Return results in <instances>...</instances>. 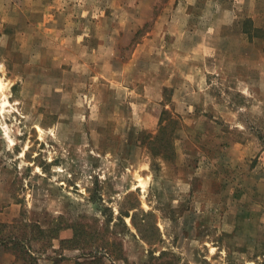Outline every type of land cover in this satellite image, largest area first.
Masks as SVG:
<instances>
[{
    "label": "rangeland",
    "instance_id": "obj_1",
    "mask_svg": "<svg viewBox=\"0 0 264 264\" xmlns=\"http://www.w3.org/2000/svg\"><path fill=\"white\" fill-rule=\"evenodd\" d=\"M112 2L0 0L4 234L26 229L37 264H264V59L250 48L253 59L238 60L239 29H221L227 44L202 94L195 82L211 62L191 46L173 59L180 45L168 44L164 72H181L188 92H147L163 70L144 54L129 95L100 76L95 46L74 38L120 21L126 61L178 0H121L108 13ZM31 220L61 227L52 246ZM0 264L23 260L1 246Z\"/></svg>",
    "mask_w": 264,
    "mask_h": 264
},
{
    "label": "crops",
    "instance_id": "obj_2",
    "mask_svg": "<svg viewBox=\"0 0 264 264\" xmlns=\"http://www.w3.org/2000/svg\"><path fill=\"white\" fill-rule=\"evenodd\" d=\"M117 2L120 3L121 0H114V2H112V8L108 9V13L123 11L124 7L118 5ZM170 12L171 13L168 15L169 19L167 17L164 21H156L153 24L152 30L149 31L141 41L135 44V50H133L126 61L121 55V33L117 31L121 25L120 21L113 20L114 22H111V24L108 21H102L100 27H102V30L107 31V33L105 32L104 34L98 35V38H93L89 37L88 34L83 31L78 38H74L73 43L80 44V42L83 41L81 43L85 46L94 45V51L100 54L97 61H103L102 64H99V69L101 68V71H99L100 76L106 78V80L112 84L116 82V87H119V89L123 86L126 89V93L129 95L139 88V79L131 78L140 76L138 74V66H136L135 63H137L144 54H148L151 57V61L157 62L158 65H156L155 69L163 70L162 72L158 70L154 72L153 77L155 80L148 82L149 86H145L147 87V92H149L148 89L154 90L153 92H163L165 89L167 90L168 86L171 87L170 91L173 94L177 92H188L186 79L184 78L185 80H183L181 78V72H175L173 74H169V71L168 73L164 72V68H166L168 64V58L163 56V49L164 47L166 48L168 44L172 46L177 44L180 45V52L176 53L173 59L181 60L182 55H184L183 53L185 52L187 54V50L189 46H191L197 50L196 55H198L199 61L206 59L211 62V68H207V73L204 72L199 77L197 76L195 82L196 85H202L201 89L197 87L194 88L195 92L202 94L204 91V76L209 77L218 74V58H222L219 52V46L221 44L224 46L227 44L228 38L221 36L219 31L221 29H239V35L242 38L240 48L243 49V52L244 47L247 48V52H245L247 54H241L238 60L253 59L249 52L250 48H255L259 53V57L264 59V40L256 35L259 33L257 29H264V0H178V3L175 7L171 8ZM144 24L145 22H140L138 25L141 26L137 27H142ZM109 25L110 28H103ZM192 30H197L196 35L193 34ZM252 44H255V46L252 47ZM97 46L98 48H96ZM226 50H228V48H226ZM226 53L225 59H227V61L231 62L235 60L234 57L228 55V52ZM164 73L165 75H163ZM199 80L201 81L199 82ZM183 81L185 82L184 85H182ZM172 82L176 84L175 87H172L175 85L171 84ZM152 85L156 87L150 88L153 87ZM163 87L165 88L163 89ZM172 100L174 99L172 98ZM131 102L129 103L133 108V103ZM134 103L137 108L131 111V114L135 115L136 122H143L145 114L142 118V116H140V111L142 113L143 110L138 107V103ZM179 106L186 108L187 104L183 102L180 103ZM167 107H170V105L167 103L162 104V112L164 109L167 110ZM65 233L66 234H61V238L71 237L68 231Z\"/></svg>",
    "mask_w": 264,
    "mask_h": 264
},
{
    "label": "trees",
    "instance_id": "obj_3",
    "mask_svg": "<svg viewBox=\"0 0 264 264\" xmlns=\"http://www.w3.org/2000/svg\"><path fill=\"white\" fill-rule=\"evenodd\" d=\"M259 33H257V36H260L264 40V29H257ZM167 111V110H165ZM164 119V118H163ZM143 132H141L142 134ZM155 138H158V136H155ZM155 155H158L160 153H154ZM166 155V154H165ZM134 220V217H133ZM29 227H33L38 232V236L35 234L34 238L39 240L43 238L48 237V246L50 243V246H52V241L54 239L59 238V234L61 231V227L56 228L55 230H49L45 229L41 224L31 222ZM9 224L6 223H0V246L7 247L14 255H16L17 258L23 260V264H37L38 262V256L34 255V251L31 250V245L29 243H26V240H30V238L27 236V230L25 229L22 233V236L17 235H6L4 234V228L7 227ZM32 225V226H31ZM72 225H68L67 228H71ZM27 228V226L25 227ZM49 233H52L49 235ZM76 235V230H75ZM74 235V236H75ZM33 238V237H31ZM61 245L66 242L69 238H61ZM74 237L72 238V240Z\"/></svg>",
    "mask_w": 264,
    "mask_h": 264
},
{
    "label": "bare ground",
    "instance_id": "obj_4",
    "mask_svg": "<svg viewBox=\"0 0 264 264\" xmlns=\"http://www.w3.org/2000/svg\"><path fill=\"white\" fill-rule=\"evenodd\" d=\"M2 82L0 81V88H1V90L3 91V87H2Z\"/></svg>",
    "mask_w": 264,
    "mask_h": 264
}]
</instances>
